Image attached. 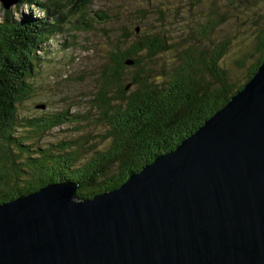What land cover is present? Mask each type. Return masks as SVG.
Instances as JSON below:
<instances>
[{"label": "water", "instance_id": "1", "mask_svg": "<svg viewBox=\"0 0 264 264\" xmlns=\"http://www.w3.org/2000/svg\"><path fill=\"white\" fill-rule=\"evenodd\" d=\"M76 186L0 205V264H264V60L118 189L77 201Z\"/></svg>", "mask_w": 264, "mask_h": 264}, {"label": "trees", "instance_id": "2", "mask_svg": "<svg viewBox=\"0 0 264 264\" xmlns=\"http://www.w3.org/2000/svg\"><path fill=\"white\" fill-rule=\"evenodd\" d=\"M66 1L69 15L81 17L75 29L88 28L82 15L94 0ZM22 7L29 12L41 11L42 16L26 15L19 11ZM64 7L56 0H18L13 8L4 11L0 22V205L62 182L77 185V201L118 189L131 174H138L194 134L252 78L264 60V24L255 41L258 57L240 85H235L219 66L227 42L210 50L201 44L197 50L178 51L182 53L174 66L158 73L148 67L146 60L170 49L164 34L143 36L138 44L123 50L117 43L105 57L92 110L85 114L93 113L92 123L100 133L97 142L89 146L88 137L80 136V142L71 146L58 143L52 148L58 153H47L33 148L30 141L66 123L77 128L91 123L86 116L60 111L23 120H28L24 127L30 132L14 135L19 127L17 107L30 98L33 90L28 83L33 61L39 48L62 32ZM15 11L19 18H14ZM92 15L97 20H107L106 15ZM210 22L192 31V35L208 36L215 26ZM130 37L125 34L124 40ZM142 53L146 58H141ZM236 64L241 67L243 60ZM105 141L109 142L107 148L101 145Z\"/></svg>", "mask_w": 264, "mask_h": 264}, {"label": "rangeland", "instance_id": "3", "mask_svg": "<svg viewBox=\"0 0 264 264\" xmlns=\"http://www.w3.org/2000/svg\"><path fill=\"white\" fill-rule=\"evenodd\" d=\"M56 1L65 6L62 9L64 20L60 24L62 32L42 45L36 54L31 80L28 79L33 90L30 98L17 107L19 127L14 135L30 132V128L24 127L28 120L60 111L86 116L91 123H83L79 128L78 125L66 123L30 141L33 148L47 153H58L52 149L58 143L71 146L80 142V136L88 137L89 146L97 142L96 137L100 133L92 123L93 113L85 114L92 110V98L97 93V82L105 57L117 43L121 44L123 50L138 44L143 36L164 34L170 49L152 60H146L148 67L158 73L161 69L165 72L174 66L176 57L182 53L178 51L197 50L201 44L210 50L227 42L219 66L229 74L235 85L245 81L249 67L258 57L254 49L256 37L264 24V0H94L82 15L88 23V28L83 30L75 29L76 21L81 17L69 15L67 1ZM4 11L0 3V22ZM19 11L35 18L42 16V12L35 9L29 12V9L22 7ZM95 12L106 15L107 20L95 19L92 15ZM13 16L19 18L17 11ZM210 20L215 26H212L208 36L201 38L196 33L192 35L197 28L212 24ZM135 27L140 28L138 33L134 31ZM125 34L131 35L127 41L124 40ZM140 56L146 58L145 53ZM239 60H243L241 67L236 64ZM127 71L132 72V69ZM156 73L154 78L158 75ZM25 119L28 120L23 122ZM108 144L107 141L101 143L103 148H107Z\"/></svg>", "mask_w": 264, "mask_h": 264}, {"label": "bare ground", "instance_id": "4", "mask_svg": "<svg viewBox=\"0 0 264 264\" xmlns=\"http://www.w3.org/2000/svg\"><path fill=\"white\" fill-rule=\"evenodd\" d=\"M14 7V6H13ZM12 8V7H11Z\"/></svg>", "mask_w": 264, "mask_h": 264}]
</instances>
